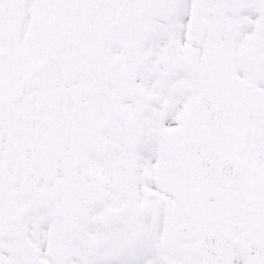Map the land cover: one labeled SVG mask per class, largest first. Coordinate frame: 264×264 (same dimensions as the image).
Here are the masks:
<instances>
[{
    "label": "snow or ice",
    "instance_id": "1",
    "mask_svg": "<svg viewBox=\"0 0 264 264\" xmlns=\"http://www.w3.org/2000/svg\"><path fill=\"white\" fill-rule=\"evenodd\" d=\"M0 264H264V0H0Z\"/></svg>",
    "mask_w": 264,
    "mask_h": 264
}]
</instances>
